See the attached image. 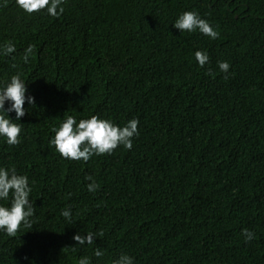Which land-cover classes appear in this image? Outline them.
<instances>
[{
  "label": "trees",
  "instance_id": "obj_1",
  "mask_svg": "<svg viewBox=\"0 0 264 264\" xmlns=\"http://www.w3.org/2000/svg\"><path fill=\"white\" fill-rule=\"evenodd\" d=\"M63 7L53 17L0 0V85L20 73L35 97L16 121L20 143L0 138V166L29 178L34 206L30 227L0 231V264H113L122 253L134 264H264V0ZM184 11L218 36L175 29ZM68 115L121 127L136 118L138 135L130 150L65 159L49 141ZM77 233L93 242L79 245Z\"/></svg>",
  "mask_w": 264,
  "mask_h": 264
},
{
  "label": "clouds",
  "instance_id": "obj_2",
  "mask_svg": "<svg viewBox=\"0 0 264 264\" xmlns=\"http://www.w3.org/2000/svg\"><path fill=\"white\" fill-rule=\"evenodd\" d=\"M65 0H16L17 5L25 12L31 14L40 10H45L50 16H58L64 12ZM172 26L181 31L192 33L199 31L201 34L215 39L218 36L214 27L195 11H184L178 15ZM15 51V46L6 44L2 48L4 54H10ZM32 52V46L29 45L25 50L23 57L28 62L29 54ZM195 59L199 66L203 67L208 62L209 57L206 52L197 50ZM218 68L222 73L227 74L230 64L227 61H219ZM29 105H35V97L28 94L27 83L20 73L12 75L9 80L0 85V138L8 145L20 143L22 132L21 118L25 116V102ZM7 104V107L5 105ZM15 113V119L10 117V113ZM139 120L133 118L128 120L122 127L110 119L101 118L92 115L87 119H77L72 115L63 118L58 127L53 128L54 136L49 144L54 146L62 158L70 160H83L87 162L92 156L110 154L118 146L126 149L133 147V137L138 135ZM92 180L87 185L89 192H95L98 188L97 183L92 177H86ZM29 178L26 175L18 174L14 167L6 168L0 166V201H10L8 204L0 203V231L8 236H15L17 231L24 227H30V217L34 214V206L30 200ZM61 215L71 223V212L69 209L62 211ZM246 241L253 239L254 233L248 229L242 231ZM73 240L79 245L93 242V234L87 233L81 235L77 233ZM97 257L102 252L97 249ZM79 264H88L85 258L79 261ZM113 264H134V258L128 254H121Z\"/></svg>",
  "mask_w": 264,
  "mask_h": 264
}]
</instances>
